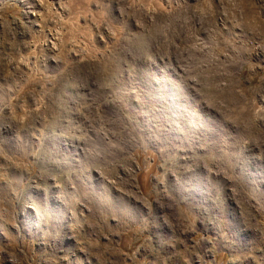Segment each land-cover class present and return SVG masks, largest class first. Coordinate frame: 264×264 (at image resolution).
Wrapping results in <instances>:
<instances>
[{"label":"rangeland","instance_id":"374dc122","mask_svg":"<svg viewBox=\"0 0 264 264\" xmlns=\"http://www.w3.org/2000/svg\"><path fill=\"white\" fill-rule=\"evenodd\" d=\"M0 264H264V0H0Z\"/></svg>","mask_w":264,"mask_h":264}]
</instances>
